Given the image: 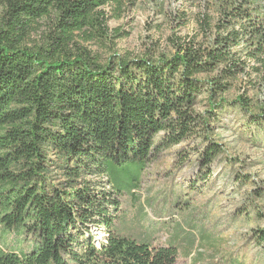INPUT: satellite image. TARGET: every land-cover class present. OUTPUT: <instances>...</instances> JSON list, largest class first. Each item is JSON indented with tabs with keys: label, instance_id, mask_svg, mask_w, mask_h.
Here are the masks:
<instances>
[{
	"label": "trees",
	"instance_id": "1",
	"mask_svg": "<svg viewBox=\"0 0 264 264\" xmlns=\"http://www.w3.org/2000/svg\"><path fill=\"white\" fill-rule=\"evenodd\" d=\"M107 6L119 18L124 0H6L0 14V226H23L37 243L24 254L0 247V264H177L166 236L138 242L114 228L120 191L105 161L151 162L191 138L209 140L210 118L228 104L222 96L250 61L264 63V0L223 1L219 19L205 15L171 56L104 64L81 43L110 38ZM44 18L51 23L44 42L28 46ZM202 95L205 113L196 108ZM232 103L245 113L254 106L246 95ZM263 120L264 103L247 125ZM50 151L62 163L64 188L47 183ZM220 151L209 142L200 163ZM100 175L111 191L85 180ZM90 224L106 231L100 241ZM258 235L264 242V230Z\"/></svg>",
	"mask_w": 264,
	"mask_h": 264
},
{
	"label": "rangeland",
	"instance_id": "2",
	"mask_svg": "<svg viewBox=\"0 0 264 264\" xmlns=\"http://www.w3.org/2000/svg\"><path fill=\"white\" fill-rule=\"evenodd\" d=\"M223 1L124 0L119 18L110 6L105 8L110 38L82 41L81 45L104 64L121 57L171 56L177 38L195 36L205 15L213 22L219 19ZM5 3L0 0V14ZM50 27L49 19L38 20L28 46L42 44ZM239 95L251 99V113L232 103ZM222 97L228 104L209 120L210 141L191 138L163 150L151 162L119 165L112 158L105 161L107 174L120 191L114 228L138 242L156 238L159 243L166 236L167 244L178 250L177 264H264V242L256 236L264 230V120L260 125H247V119L258 114L264 103V63L250 61L246 74ZM196 108L202 113L210 110L207 95L199 97ZM209 142L218 144L221 151L204 166L201 154ZM46 165L47 183L66 187L62 163L53 151ZM85 180L97 191L112 190L106 175ZM87 232L94 242L106 233L93 224ZM35 240L23 226H0L4 249L24 254L36 246Z\"/></svg>",
	"mask_w": 264,
	"mask_h": 264
}]
</instances>
